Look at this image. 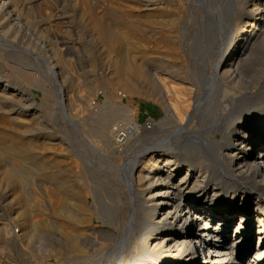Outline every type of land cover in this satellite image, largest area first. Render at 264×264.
<instances>
[{
  "label": "bare ground",
  "instance_id": "obj_1",
  "mask_svg": "<svg viewBox=\"0 0 264 264\" xmlns=\"http://www.w3.org/2000/svg\"><path fill=\"white\" fill-rule=\"evenodd\" d=\"M22 1L0 0V13L5 15L1 20L4 22L8 16L15 22L24 21L27 30L32 31V15L36 13H31L33 9L30 5L25 7L26 15H23L19 10ZM188 1L195 4L194 14L206 15L199 32L200 37L209 40L206 43L194 41L190 44L184 37L188 17L183 18L180 30L178 22L183 15L178 8L166 9L165 5L160 8L151 1L148 5L152 7L147 12L140 9L136 12L130 1L124 0L126 15L123 11L121 13L126 20L118 24L116 17L110 21L103 15L99 17L91 0L81 1L91 19L83 30L85 34L89 33L87 36L90 38L85 50L90 56L91 74L85 82L88 90L79 92L77 96L70 94L68 89L67 80L72 78V66L62 52L65 49L59 50L53 45L59 41L54 40L51 43L53 46L49 45L51 48L47 50L52 63L48 75L54 78L56 100L54 97L52 100L50 95L54 91L47 89L44 101H36L31 88L35 86L33 84L42 82L32 80L15 63L19 70L13 69L12 76L0 73V119L1 116L7 118V122L3 120L0 123V163L4 168L0 176L16 194L14 198L18 200L15 202L19 204L20 211L17 220L21 226L19 232L22 231V234L16 235L8 228L10 221L0 223V250L11 252L10 245L19 238L27 245L35 246L36 250L50 253L55 259L52 264H126L130 258L151 261L147 264H264V0H218L216 8L210 5L212 0ZM180 3L182 5L184 0ZM113 6L111 4L110 7ZM198 19L201 21L202 18ZM3 22L0 21V24ZM12 26L5 25L3 31L8 35ZM37 27L33 30L40 31V26L39 30ZM162 30L166 32L162 33ZM97 53L102 55L100 63ZM99 66L102 70L100 76L96 74ZM39 85L35 87L43 91L44 87ZM99 85L107 87L111 95L117 92L126 97L134 94L160 103L171 115L138 136L137 115L132 116L123 102H118V97L112 99V96L106 103L109 101L111 106L120 108V115H116L124 116L126 120L123 123L110 120L113 123L118 121L111 124L113 128L110 129V124L102 117L99 120V115L98 121L93 120V131L87 117L83 118L87 123L84 125L76 118L77 110L73 112V108L75 105L80 108L82 104L84 111V104L90 101V90ZM83 111H80L81 115ZM52 113H60V118L64 117L65 122L72 124L85 143L83 148L86 145L85 148L95 151V154H102L100 151L105 145L102 148L101 144L110 146L112 151L117 144L126 146L124 210H100L96 208L98 203L94 206L88 202L82 187L89 178L84 176V180L76 168L80 163H76L78 159L72 158L71 153L77 148L72 152L69 150L75 147H72L73 143L72 148L64 145L66 149H61L60 145L64 146L59 137L54 138L47 133L35 136L37 134L32 133L34 129L45 127ZM26 117L35 122L32 124ZM58 120L59 117L55 122ZM89 124L94 134L98 129L96 132L102 140L99 135V140L90 138L94 134H88ZM133 137L142 140L130 148L128 144ZM57 144L60 152L56 151ZM78 152L74 154L78 155ZM32 176L44 178L49 184L45 187V202L37 199L34 203L35 189L34 192L30 188L33 193L28 192V178L32 179ZM33 182L36 183L35 180ZM111 184L112 188L114 185ZM41 212L48 216L45 214L47 217L36 220V214ZM117 213L124 215L126 223L123 226L120 224L122 228L119 231L111 224L103 227L93 224V220L101 214L117 216ZM202 251L208 258L203 261L200 260ZM39 253L42 252L33 253L32 260L35 256L41 257ZM34 264L42 263L36 259Z\"/></svg>",
  "mask_w": 264,
  "mask_h": 264
},
{
  "label": "rangeland",
  "instance_id": "obj_2",
  "mask_svg": "<svg viewBox=\"0 0 264 264\" xmlns=\"http://www.w3.org/2000/svg\"><path fill=\"white\" fill-rule=\"evenodd\" d=\"M38 1V2H37ZM47 1V2H46ZM75 1V2H74ZM81 1H83V0H23L22 1V4L19 6V10L21 11V13L24 15H26V13H25V7H29L30 5V7H32V14L33 13H36L35 15H37V16H35L34 14V16L32 15V20H33V26H32V31H29V30H27V28L25 27L26 25L24 24V21H22V22H15V21H13L12 19H10L11 17H8V16H6V18L7 19H4V22H3V20H1V18L3 19V18H5V15H2V13H0V21L1 22H3V23H1L0 24V31H1V29H2V31H1V35L2 36H0V39H1V41H2V43H1V41H0V51H1V47H2V51L1 52H3V53H1L0 52V55L2 54V56H0V68H1V71H0V73H3L2 75H4V76H7L8 75V77H10V76H12L11 74H13V71L15 70V69H17V70H19V69H21L22 70V68H23V71H25V72H27L28 74H29V76H30V78H32V80H34L35 82H38V81H40V82H42V83H37L38 85L39 84H41V85H39V86H41V87H44V89H43V91H42V88L41 89H39L40 87H35V86H38L37 84H33V85H35L34 87H32L31 88V90H32V92H35L34 93V95H35V98H36V101H38L39 103H42L43 101H44V99H45V90H49L50 91V89H52L53 91H54V94H50L51 95V98L52 97H57L56 96V90H55V88H54V78L52 77V75L50 74V75H48L49 74V69H50V67L52 66V63H51V61L49 60V56H48V52H47V50L49 49V48H51L50 46H53V45H55V47H57V48H59V50H61L60 48H62V49H65V51L64 50H62V52L65 54V56H66V58H68L69 59V62H70V66H72V67H70L71 68V73H72V78L71 79H68L67 80V85H68V89H69V91H70V94L72 93H75V96H77L78 94H79V92H82V91H87L88 90V86L86 85V80L88 79L87 77H89L90 76V74H91V67H90V65L91 64H89L90 63V56H89V54H88V52L85 50V45L88 43L87 42V40L89 41L90 40V38H89V35L87 36V34H89L88 32H86V34H85V31H83L85 28H86V26L91 22V19H90V15L86 12V10H84V6H82L83 4H84V2L83 3H81ZM94 1H95V3H94ZM104 1H106V2H104ZM91 0V2H92V4L94 5V7H95V9H96V11L98 12V15H99V17L100 16H102L103 15V17L105 18V19H107V20H111V18L112 17H116V23L117 22H119L118 24H120V23H123V21L124 20H126V18H124L125 17V10H126V7H127V5H126V3H124V0H108V3H107V0ZM113 1V2H112ZM121 1H123V2H121ZM130 1V4H131V6H132V8L133 7H135V8H133V9H137V10H134V11H136V12H138V11H140V10H143V11H148V8H150V7H152V5H148V4H150V2L152 1V3L151 4H155L157 7H160V8H163L164 6L163 5H165V8L167 9H169V7H170V9H172L173 8V10H175V9H177L180 13H181V18L182 19H180V21L178 22V24H179V26H180V30H181V26H182V23L184 22V20H185V16L187 17V14H188V12H189V10H188V6H189V8H190V1H186V0H184V3L186 4V5H180L181 3H180V0H170V2H168L169 0H147V1H145V0H129ZM145 1V2H144ZM24 2H25V4H24ZM36 4H35V3ZM55 4H54V3ZM109 2H111V3H109ZM115 2V3H114ZM211 2V4L210 5H213L214 6V8H216V3L218 2V0L217 1H215V0H212V1H209V3ZM29 3H31V4H29ZM97 3V4H96ZM99 3V4H98ZM118 3V4H117ZM168 3V4H167ZM174 3V4H173ZM40 4V5H39ZM111 4L113 5L114 4V8L113 7H110L111 6ZM121 4V5H120ZM158 4V5H157ZM172 4V5H171ZM23 5V6H22ZM34 5V6H33ZM37 5V7H35ZM39 5V6H38ZM97 5H98V7H97ZM110 5V6H109ZM115 5H116V7H115ZM118 5H120V6H118ZM146 5H148V6H146ZM167 5V6H166ZM177 5V6H176ZM180 5V6H179ZM118 6V7H117ZM122 6H125V7H122ZM186 6V7H185ZM24 7V8H23ZM109 7V8H108ZM120 7H122V8H120ZM175 7V8H174ZM179 7H180V9H179ZM37 8V9H36ZM112 8V9H111ZM118 8L119 9H121V10H118ZM124 8V9H123ZM65 9V10H64ZM118 10V12H117V10ZM123 9V10H122ZM140 9V10H139ZM50 10V11H49ZM110 10V11H109ZM184 10V11H183ZM38 11V12H37ZM46 11H48V13H46ZM103 13H102V12ZM124 12V14L123 13H121V12ZM57 12V13H56ZM96 12V13H97ZM106 12L108 13V14H110L109 16H107L106 15ZM112 12H114V13H112ZM187 12V13H186ZM38 13V14H37ZM65 13L68 15H65ZM99 13H101V14H99ZM105 13V14H104ZM118 15H117V14ZM121 13V14H120ZM183 13V14H182ZM40 14V15H39ZM41 14H43V15H41ZM51 16H50V15ZM111 14H113V15H111ZM123 15V17L122 16H120V15ZM106 15V16H105ZM39 16V17H38ZM45 16V17H44ZM35 20H34V19ZM52 18H54V19H52ZM119 18H121V20L119 19ZM183 18H184V20H183ZM39 19V20H38ZM49 20H50V22H49ZM123 20V21H122ZM53 21V22H52ZM58 21V22H57ZM121 21V22H120ZM12 24H11V23ZM34 22H35V24H34ZM37 22V23H36ZM41 22L43 23V24H41ZM54 24H52V23ZM54 22H56V24L54 23ZM15 23V24H14ZM19 23L21 24L20 26H19ZM52 24V26H51V24ZM10 24V26H12L11 28H12V32H8L9 34L7 35V33H6V31L4 32L3 30H4V26L5 25H9ZM40 24V25H39ZM46 24V25H45ZM17 25V26H16ZM38 25V27H37V30H39V26H40V31H36V30H33L36 26ZM59 26V27H57V26ZM202 25H203V23L202 22H200V24L198 23L197 25H195L196 26V28L195 27H193V29L191 30V31H193L192 32V34H194V32L195 33H197V31H199V29L201 30V28H202ZM1 26H2V28H1ZM46 26H48V28H46L47 29V32H46V29L44 28V27H46ZM41 27H42V29H41ZM53 27H57L56 29H52ZM198 27V28H197ZM17 28V29H16ZM19 28V29H18ZM22 28V29H21ZM43 28H44V30H43ZM51 28V29H50ZM195 28V29H194ZM18 31L17 33H16V31ZM21 30V31H20ZM51 30V31H50ZM55 30H56V32H55ZM86 30V29H85ZM180 30H179V34L178 35H180ZM196 30V31H195ZM14 31H15V34H13L14 33ZM29 31V32H28ZM165 30H162V33L164 32ZM2 32H4V33H2ZM31 32V33H30ZM35 32V33H34ZM50 32V33H49ZM80 34H79V33ZM166 32V31H165ZM164 32V33H165ZM6 33V34H5ZM33 33V34H32ZM38 33V34H37ZM54 33H56V34H54ZM82 33V34H81ZM84 33V34H83ZM17 34V35H16ZM55 36H54V35ZM3 35H5V36H3ZM16 35V36H15ZM39 35V36H38ZM195 36H196V34H194ZM18 36V37H17ZM57 36V37H56ZM87 36V37H86ZM56 37V38H55ZM3 38H6V39H3ZM53 38H55V39H53ZM89 38V39H88ZM154 38H152V40H153ZM194 38H192V40H193ZM10 40L11 41H13V42H10ZM53 42H52V41ZM56 42H58V44H51V43H54L55 41ZM8 41V42H7ZM6 42V43H5ZM50 44H49V43ZM9 43V44H8ZM11 43V44H10ZM68 44V45H67ZM80 44V45H79ZM30 45V46H29ZM50 45V46H49ZM59 45V46H58ZM61 45H62V47H61ZM74 45V46H73ZM7 46L9 47V48H7ZM67 46V47H66ZM76 46V47H75ZM160 46H162V44L160 45ZM4 47H5V49H4ZM64 47V48H63ZM68 47H70V49L68 48ZM74 47L76 48V49H74ZM84 47V48H83ZM14 48V49H13ZM72 48V49H71ZM81 48V49H80ZM10 49L12 50V51H14V52H12V51H10ZM17 49V50H16ZM18 49L20 50V51H18ZM23 49V50H22ZM26 49V50H25ZM74 49V50H73ZM159 49H161V48H159ZM67 50V51H66ZM85 50V51H84ZM16 51L18 52V53H16ZM8 52H10L9 54H8ZM87 52V53H86ZM12 53V54H11ZM13 53H15V54H17V55H13ZM20 53V54H19ZM27 54V55H26ZM4 55V56H3ZM12 55V56H11ZM20 55V56H19ZM22 55H23V57H22ZM112 55V53L110 54V56ZM17 56V57H16ZM1 57H2V59H1ZM3 57H4V59H3ZM6 57V58H5ZM9 58V59H8ZM29 58V59H28ZM96 58H97V60L99 61V63L101 62V60H102V55H98V53H97V55H96ZM7 59V60H6ZM17 59V60H16ZM19 59V60H18ZM21 59V60H20ZM24 59H26V60H24ZM3 60V61H2ZM10 60V61H9ZM19 61H20V63L21 64H19ZM8 62V63H7ZM11 64H10V63ZM25 62H27V63H25ZM18 66V68L16 67V65ZM25 65H23V64ZM9 64H10V69H9ZM27 64H31L30 66H31V68H30V66L29 65H27ZM11 65L13 66V68H11ZM20 65V66H19ZM101 65V64H100ZM6 68H5V67ZM22 67V68H21ZM24 67H26V68H24ZM28 67V68H27ZM2 68H4V69H2ZM101 67L99 66L98 67V70H97V72L98 73H96L98 76H100V74H101V72H102V70L100 69ZM11 69H12V71H11ZM14 69V70H13ZM35 69V70H34ZM32 71V72H31ZM45 72V74H44V72ZM8 74H7V73ZM40 72H43V73H40ZM6 74V75H5ZM43 74V75H42ZM47 76V77H46ZM34 77L36 78V79H34ZM40 78V79H39ZM43 80H42V79ZM48 78V79H47ZM48 80V81H47ZM44 81H45V83H44ZM47 81V82H46ZM44 86H43V85ZM47 86V87H46ZM52 86H53V88H52ZM96 88V89H95ZM95 88H93L92 90H90V92L92 93H90V95L91 96H89V98H88V100H90V101H88V102H86L85 104H84V111L86 110L87 112L86 113H88L89 111V113H91V115L88 113L87 115H85L86 113H84V111H83V105L81 104L80 105V108H81V112L83 111V113H82V115H81V112L79 111V105H78V108H77V105H75L76 107H74L73 108V112H75L76 110V118L81 122H85V120H83V118L85 119V117H87L86 119H88V121L89 122H87V120H86V122L87 123H94L95 121H93V120H95L96 119V121H98L97 119L99 118V120L101 119V117H102V120H106V123H109L110 125L111 124H115V123H117L118 121H122V123H123V121L124 120H126V118H123V117H119L118 115H120L119 113H121V112H119V110H120V108L119 109H117L115 106L113 107V106H111L110 105V102L109 101H107V103H106V100H108V99H111L112 98V96H113V98L112 99H114V100H116L117 99V97H118V99H117V101L118 102H123V104L126 106V107H124V108H126V110H129L130 111V114H132V116L133 115H137V118H138V120L140 121V123L141 124H145L146 123V121H147V119L149 118V117H154L156 120H157V123H158V121H160V120H162L163 121V118H165L166 116H167V118L171 115V113L170 112H168V110H166L160 103H155V102H153V101H148L146 98H143V97H140V96H136V95H131V94H128V96L126 97V98H123L120 94H118V92L116 93V95H111V92H110V90L109 89H107V87H105V86H103V85H99V86H97V87H95ZM118 89V88H117ZM52 90H51V92H52ZM93 91V92H92ZM120 91H122V90H120ZM40 93V94H39ZM43 93V94H42ZM50 93V92H49ZM110 93V94H109ZM125 93V92H124ZM126 94V93H125ZM41 95V96H40ZM109 95V96H108ZM118 95V96H117ZM120 95V96H119ZM54 97V98H55ZM116 97V98H115ZM38 98V99H37ZM52 100H53V98H52ZM54 100H56V98L54 99ZM128 100V101H127ZM80 102H77V104H79ZM90 104H92V105H90ZM85 106H86V108H85ZM91 106V107H90ZM37 108H39V107H37ZM88 108V109H87ZM128 108V109H127ZM109 109V110H108ZM112 109H113V111H112ZM132 109V110H131ZM92 111V112H91ZM107 111V112H106ZM111 111H112V113H111ZM125 111V110H124ZM104 112V113H103ZM110 112V113H109ZM78 113H80V114H78ZM92 113H94L93 115H92ZM107 113V114H106ZM118 113V115H116ZM55 116H54V115ZM97 116H96V115ZM104 114V115H103ZM59 117V120H58V122H55L56 121V119H58V117ZM90 115V116H89ZM99 115H101V116H99ZM108 115V117H106ZM109 115H110V117L111 118H109ZM52 116H54L55 117V119H54V117H52ZM80 116V117H79ZM83 116V117H82ZM85 116V117H84ZM99 116V117H98ZM105 116V117H104ZM115 116H117L116 118H115ZM3 116H1V119H0V123L2 124L3 123V120H6V122H7V118L6 117H3ZM50 117H52V118H50ZM50 117H49V119L47 120V124H46V126L48 127H50L51 128V130L50 131H48L50 128L48 127L47 129H46V126L45 127H43V128H37V129H34L33 130V134H37V135H35V136H40V135H42V134H48V135H52L54 138H58L59 140H60V142H62L63 144V146L65 145L66 146V148H72V147H74V148H72V149H69L71 152L73 151V150H75L76 148L78 149H76L74 152L75 153H77L79 150V154L77 155V154H74V152L73 153H71L72 154V158H76V159H78V160H76V159H74V161L76 160L77 162L76 163H80L79 164V166L77 167L76 166V168L78 169V171L83 175V177L85 176H87L86 178L88 179H95V180H91V182H90V180L88 179H86L88 182H86V181H84V187H82L83 189H82V191L84 192V193H86V195H87V199H88V202H90V204H92V205H94V206H96L97 205V203H98V205L96 206V208H98V209H100V210H105V211H107V210H111V211H113L114 212V210H119V212L120 211H122V210H124V208L126 207L124 204V202L125 201H123L125 198L123 197V196H125L124 194H125V192H124V190H123V187H124V170H123V167H124V164H125V160H127V151H126V149H125V147L126 146H122L121 147V145L120 144H117V145H115L114 146V151L116 150V153L114 152V151H112V149L110 148V146H106V144H101L102 146V148H103V146L105 145L106 146V148H105V146H104V148L105 149H107V150H109L108 152L107 151H104L105 149L103 148L102 150L100 149V148H98V150H101L100 151V153H102V154H95V151H90L88 148H85V146H84V148H83V145L85 144L84 142H83V140H82V138L78 135V133L77 132H75L76 130H75V128H74V126H72V124L70 125V123H67V122H65L64 121V117H62V118H60L61 117V114L60 113H57V114H55V113H52L51 115H50ZM57 117V118H56ZM94 118V119H92V118ZM96 117V118H95ZM98 117V118H97ZM119 117V118H118ZM26 118H28L30 121H31V123L33 124V121H32V118L31 117H26ZM54 119V120H53ZM63 119V120H62ZM82 119V120H81ZM108 119V120H107ZM150 119V118H149ZM104 120V121H105ZM110 120H118V121H115L114 123H113V121H111L110 122ZM165 120V119H164ZM54 121V122H53ZM92 121V122H91ZM109 121V122H108ZM5 122V123H6ZM35 122V121H34ZM51 122V123H50ZM62 122V123H61ZM64 122V123H63ZM55 123V124H54ZM87 123H84V125L85 124H87ZM121 123V122H120ZM121 123V124H122ZM52 125V126H51ZM90 125V124H89ZM93 125V131H94V124H92ZM109 125V127H110V129L111 128H113V125H111L110 126ZM86 126H88V125H86ZM86 126H85V128H86ZM60 127V128H59ZM89 128L90 129H87V130H89L90 131V133H88L89 135H91L92 136V134H94V132L92 131V129H91V125L89 126ZM95 128L97 129L98 127H96L95 126ZM43 129V130H42ZM74 130V131H73ZM98 130V129H97ZM96 130V131H97ZM43 133H42V132ZM89 131H87V132H89ZM91 131H92V133H91ZM95 131V133L96 134H94L92 137H90V138H92V139H98L99 138V136H100V134L99 133H97ZM37 132V133H36ZM41 133V134H40ZM52 133V134H51ZM46 134V135H47ZM77 134V135H76ZM61 135L63 136V137H61ZM96 135V138L94 137ZM97 135H99V136H97ZM141 135H143V134H138V136H141ZM61 138V139H60ZM64 138V139H63ZM66 138V139H65ZM69 138H71L70 140H69ZM74 138V139H73ZM134 139H132L131 140V142L129 141V147H130V145H131V147L130 148H134L135 147V145H137V144H139V143H141V138L140 137H133ZM100 139H101V136H100ZM136 139V140H135ZM59 140H57V141H59ZM76 141V143H75V141ZM78 140V141H77ZM80 140L82 141L81 143H80ZM99 140V139H98ZM102 140V139H101ZM100 140V141H101ZM64 141V142H63ZM74 141V142H73ZM138 141V142H137ZM66 142V143H65ZM70 142V143H69ZM72 143H73V146H72ZM75 144V145H74ZM68 145V146H67ZM78 145H79V147H78ZM81 145H82V148H81ZM55 146H58L56 149V151H59L60 152V148L61 149H66L65 148V146L64 147H61V145H60V148H59V145L57 144V145H55ZM72 146V147H71ZM99 146H100V144H99ZM87 147V146H86ZM89 150V152H88V150ZM122 149H123V151H122ZM125 149V150H124ZM87 152H86V151ZM77 151V152H76ZM90 152H92V153H94V154H92V153H90ZM106 152V153H105ZM105 156H104V155ZM124 154V155H123ZM46 155H51V154H46ZM80 155V156H79ZM92 155V156H91ZM112 155V156H111ZM52 156V155H51ZM78 156L80 157V158H78ZM109 156V157H108ZM97 157V158H96ZM83 158V159H82ZM95 158V159H94ZM86 159V160H85ZM124 159V160H123ZM79 161V162H78ZM84 161H85V163H84ZM84 163V167L82 168L81 167V165ZM94 163V164H93ZM110 163V164H109ZM23 164V166L27 169L28 168V165L27 164H24V163H22ZM89 166V167H88ZM122 166V167H121ZM3 163H0V175H1V173H2V171H3ZM86 168V169H85ZM113 168V169H112ZM122 168V169H121ZM83 169H85V171H83ZM100 169V170H99ZM81 170V171H80ZM82 171H83V173H82ZM86 172H87V174H86ZM98 172V173H97ZM103 172V173H102ZM86 174V175H85ZM102 175V176H101ZM28 176H30V174H28ZM122 176V177H121ZM35 177V176H34ZM34 177L32 176V179L31 178H28V183H27V190H28V192H31L32 190L34 191V189H35V191H36V193H35V198H34V203L37 201V199L40 201L41 199L45 202V200H46V194H45V187L46 186H48L49 184L46 182V180H43L42 178L40 179V178H36V179H34ZM85 177H84V180H85ZM102 177V178H101ZM112 177V178H111ZM121 179V180H120ZM123 179V180H122ZM32 180V181H31ZM35 180V182L36 183H34L33 181ZM42 180V181H41ZM114 180V181H113ZM96 181V182H95ZM120 181H122V182H120ZM30 182H32V183H30ZM101 182V183H100ZM109 184H107V183ZM34 183V184H33ZM87 183V184H86ZM88 183H89V185H88ZM94 183H97L96 185H94ZM104 183H106L105 185H104ZM111 183H113V185L115 186H112V188H111V186H110V184ZM117 183H120V184H117ZM40 184V185H39ZM47 184V185H46ZM91 184H93V185H91ZM101 184H103V186L101 185ZM118 185V186H116V185ZM0 185H1V187H0V223H7V222H9L10 221V223H11V225H10V223H8V228H9V230H10V232L12 233V232H14L16 235H18V234H22V231H21V233L19 232V230L21 229V226H19V223H18V216L20 215V211H19V208H18V203H16V202H18V200L16 199V198H14L15 196H16V194L13 192V190H12V187H11V185H9L8 183H6V181H4L2 178H1V176H0ZM7 185V186H6ZM109 187H107V186ZM112 185V184H111ZM87 186H88V188H87ZM91 188H90V187ZM99 186H101V187H99ZM105 186H106V188H105ZM120 186H121V188H120ZM6 187V188H5ZM8 187V188H7ZM32 189V190H29V189ZM104 188V189H103ZM114 188V189H113ZM4 189V190H3ZM7 189V190H6ZM111 189H113V191L111 190ZM121 190V191H123V192H121V191H118V190ZM105 190V191H104ZM106 190L107 191H109V192H107L106 193ZM2 191L4 192V193H2ZM33 191H32V193H33ZM34 191V192H35ZM91 191V192H90ZM103 191V192H102ZM111 191V192H110ZM101 192V193H100ZM118 192V193H117ZM95 195H94V194ZM110 194V196H108L109 194ZM117 193V194H116ZM120 193V194H119ZM7 194V195H6ZM98 194H99V196H98ZM106 194V196H104V195ZM108 194V195H107ZM114 194V195H113ZM115 194H116V196H115ZM101 195H103V196H101ZM111 195H112V198H111ZM121 195V196H120ZM116 198V200H115V198ZM117 196L119 197V198H117ZM4 197V198H3ZM100 197V198H99ZM40 198V199H39ZM96 198L98 199V200H100L99 202H98V200H96ZM102 198V199H101ZM104 198V199H103ZM111 198V199H110ZM124 198V199H123ZM14 199H16V200H14ZM36 200V201H35ZM107 200V201H106ZM113 200H115V201H113ZM119 201V204L117 203L118 201ZM16 201V202H15ZM8 202V203H7ZM12 202V203H11ZM23 203V201H21V204ZM95 203V204H94ZM121 203H123L122 205H121ZM104 204V205H103ZM108 206H107V205ZM109 204H110V207H109ZM113 204V205H112ZM17 205V206H16ZM119 205V206H118ZM124 205V206H123ZM102 206V207H101ZM113 206V207H112ZM121 206V207H120ZM119 207V208H118ZM124 207V208H123ZM107 208V209H106ZM11 209V210H10ZM18 209V210H17ZM121 209V210H120ZM15 211V212H14ZM17 213V214H16ZM46 213L45 212H41V213H37L36 214V220H37V218H41V217H43V216H46L45 215ZM114 214V213H113ZM105 215V214H101V215H99V217L98 218H95L94 220H93V224L94 225H98V226H100V227H103V226H106V225H108V224H111V227L112 228H114L115 230H117V231H119L122 227L121 226H123V223H125V221H124V215L123 214H120V213H117V216H115V215ZM120 215H122V216H120ZM16 216V217H15ZM48 216V215H47ZM46 216V217H47ZM115 216V217H114ZM118 216L119 217H122V218H118ZM109 217H114L113 219L112 218H109ZM3 218V219H2ZM13 218H15V219H13ZM102 219V220H101ZM118 219H120V220H118ZM123 219V220H122ZM2 220H3V222H2ZM13 220V221H12ZM39 220V219H38ZM58 220V219H57ZM122 220V221H121ZM113 221V222H112ZM119 221V222H118ZM113 223V224H112ZM117 224H118V226H117ZM120 224H121V226H120ZM126 224V223H125ZM16 225V226H15ZM12 226V227H11ZM14 227V228H13ZM12 229H14V230H12ZM18 232V233H17ZM18 237H21L20 235L18 236ZM17 239V241L16 242H13L12 243V245H10V247H9V250L11 251V252H9L8 250H6V251H4L3 252V250H0V264H34V262H35V260L37 259L40 263H42V264H52L54 261H55V259H54V257H52L51 255H50V253L48 254L47 252L46 253H44L45 251L43 250V251H39V250H36V247L35 246H33V245H31V244H28L27 245V242L25 243V242H23V240H20L19 238H16ZM22 241V242H21ZM21 242V243H20ZM26 244V245H25ZM15 245L17 246V247H15ZM29 245H30V247H29ZM26 247V248H25ZM28 247V248H27ZM16 248H17V250H16ZM19 248H21V249H19ZM22 248L24 249V250H22ZM31 248V249H30ZM28 249H30L29 250V252L27 251ZM22 250V251H21ZM31 250H32V252H31ZM34 250V251H33ZM20 251H21V253H20ZM37 251L38 252H42V253H39V254H41V257H43V258H41L40 257V255L39 256H35V260L33 259L32 260V258L34 257V254L36 253L37 254ZM4 253V254H3ZM10 253V254H9ZM18 253V254H17ZM24 253H26V254H24ZM33 255H32V254ZM21 254V255H20ZM23 254V255H22ZM29 254V255H28ZM35 254V255H36ZM2 255H3V257H2ZM7 255H9L10 256V258H9V256L7 257ZM20 255V256H19ZM44 255H45V257H46V259L44 258ZM33 256V257H32ZM11 257H13V258H11ZM17 257V258H16ZM20 257H21V259H20ZM23 257V258H22ZM28 257V258H27ZM5 258H6V260H5ZM16 260H15V259ZM25 258H26V260H25ZM30 258V259H29ZM8 259V260H7ZM14 259V260H13ZM11 260H13V261H11ZM27 260H29V261H27ZM41 260H42V262H41ZM10 261V262H9ZM27 261V262H26ZM32 263H31V262ZM146 259H144L143 261L142 260H133V259H129L128 261H127V263L126 264H147L148 262H151V261H147ZM156 260H154V262H155ZM1 262H3V263H1ZM11 262H13V263H11ZM16 262V263H15ZM19 262V263H18ZM46 262V263H45Z\"/></svg>",
  "mask_w": 264,
  "mask_h": 264
},
{
  "label": "built area",
  "instance_id": "obj_3",
  "mask_svg": "<svg viewBox=\"0 0 264 264\" xmlns=\"http://www.w3.org/2000/svg\"><path fill=\"white\" fill-rule=\"evenodd\" d=\"M190 3H191V6H190V10H189L188 15H187L188 21L185 22L186 27L184 28V31L186 30V32H185L184 37L189 40L190 44L193 43L194 41H197L198 43H202V42L203 43H206L209 40H207L206 38H202V37L199 36V32L201 30L197 31L196 36L194 34H192V31H191L192 28L195 27V25H197L199 22H202L204 24V22L206 20V15L205 14H202L201 16H199V15L194 14L193 13V9H195V7H194L195 4H193V1H190ZM198 18H202L201 21ZM187 27H189V28H187ZM193 37H194V39L192 40ZM196 45H197V43H196ZM221 57L222 56H220V58ZM223 57H225V55ZM223 57H222V59H223ZM122 97L123 98H126L125 95H123ZM149 118L147 119V121H146V123L144 125L141 124L140 121L137 118V123H138V126L140 128L139 130H137L138 131V134H143L144 132H146V130H150V129L154 128L157 125V120L154 117H149ZM205 258H207L206 257V254H204V252L202 251L201 254H200V260L203 261ZM207 264H209V263L207 262Z\"/></svg>",
  "mask_w": 264,
  "mask_h": 264
}]
</instances>
